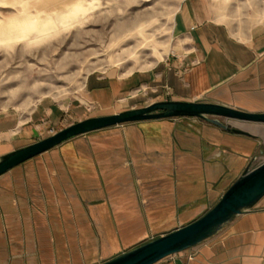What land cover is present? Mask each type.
Returning <instances> with one entry per match:
<instances>
[{
    "label": "crops",
    "instance_id": "0c3cea01",
    "mask_svg": "<svg viewBox=\"0 0 264 264\" xmlns=\"http://www.w3.org/2000/svg\"><path fill=\"white\" fill-rule=\"evenodd\" d=\"M180 48L148 70L90 75L75 102L0 110V156L90 116L159 101L264 112V0H183ZM152 120L75 137L0 176V264H100L185 225L249 165L264 125ZM188 256L190 259H188ZM264 264V197L217 235L157 264Z\"/></svg>",
    "mask_w": 264,
    "mask_h": 264
},
{
    "label": "rangeland",
    "instance_id": "374dc122",
    "mask_svg": "<svg viewBox=\"0 0 264 264\" xmlns=\"http://www.w3.org/2000/svg\"><path fill=\"white\" fill-rule=\"evenodd\" d=\"M182 1L0 0V110L65 105L90 75L152 68L181 47Z\"/></svg>",
    "mask_w": 264,
    "mask_h": 264
},
{
    "label": "water",
    "instance_id": "95a60500",
    "mask_svg": "<svg viewBox=\"0 0 264 264\" xmlns=\"http://www.w3.org/2000/svg\"><path fill=\"white\" fill-rule=\"evenodd\" d=\"M176 118H197L245 135V132L229 129L222 120L264 125V112H247L204 101H159L146 107L90 116L37 142L1 155L0 176L78 136L131 123ZM263 197L264 160L254 166H247L214 204L189 223L150 238L100 264H157L164 259L181 255L217 235L234 220L251 211ZM175 262L181 264L179 260Z\"/></svg>",
    "mask_w": 264,
    "mask_h": 264
},
{
    "label": "bare ground",
    "instance_id": "6f19581e",
    "mask_svg": "<svg viewBox=\"0 0 264 264\" xmlns=\"http://www.w3.org/2000/svg\"><path fill=\"white\" fill-rule=\"evenodd\" d=\"M121 29H122L121 27H120V28H119V26L117 27V31H118V30H121Z\"/></svg>",
    "mask_w": 264,
    "mask_h": 264
},
{
    "label": "built area",
    "instance_id": "2783aa9c",
    "mask_svg": "<svg viewBox=\"0 0 264 264\" xmlns=\"http://www.w3.org/2000/svg\"><path fill=\"white\" fill-rule=\"evenodd\" d=\"M183 254V253H182ZM188 259H190V257L188 256Z\"/></svg>",
    "mask_w": 264,
    "mask_h": 264
}]
</instances>
